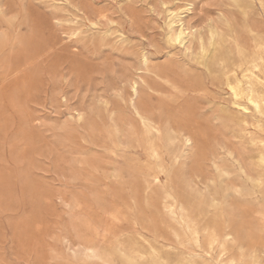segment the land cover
Returning a JSON list of instances; mask_svg holds the SVG:
<instances>
[{
	"label": "rangeland",
	"instance_id": "obj_1",
	"mask_svg": "<svg viewBox=\"0 0 264 264\" xmlns=\"http://www.w3.org/2000/svg\"><path fill=\"white\" fill-rule=\"evenodd\" d=\"M263 107L264 0H0V264H264Z\"/></svg>",
	"mask_w": 264,
	"mask_h": 264
},
{
	"label": "bare ground",
	"instance_id": "obj_2",
	"mask_svg": "<svg viewBox=\"0 0 264 264\" xmlns=\"http://www.w3.org/2000/svg\"><path fill=\"white\" fill-rule=\"evenodd\" d=\"M191 5H192L191 2L185 1L182 5L167 9V14H166L167 19L165 21V25L167 27L166 38L168 41L176 42L179 44H183L186 41L187 33H185L184 29L188 27L184 28L185 20L182 14L184 12L189 11ZM224 40L225 39L223 37V34L219 29L217 28L210 29L207 45L204 46L203 42H201V46H200L201 49L200 52L198 53V58L202 60L203 64L209 66L217 59V52L223 46ZM131 88H133V93L136 96L138 94L136 83H134ZM230 89L232 90L235 96L238 94L237 89L234 86H230ZM248 100L252 102L255 105V107H258L259 99H257L256 96H254L252 91L249 94ZM167 210L171 220L174 222V224H176L175 225L176 228L178 227L183 228L188 233V235H190L193 239L198 240L199 232L195 224L191 220H189L187 216V210L183 204L179 203L178 205L175 206L172 205L168 207ZM172 232L174 235L178 236L176 229H173ZM89 253L93 257L102 259L98 250L95 248H90Z\"/></svg>",
	"mask_w": 264,
	"mask_h": 264
}]
</instances>
